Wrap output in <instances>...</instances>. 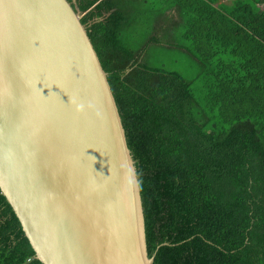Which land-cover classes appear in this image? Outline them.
Returning a JSON list of instances; mask_svg holds the SVG:
<instances>
[{
    "label": "trees",
    "instance_id": "1",
    "mask_svg": "<svg viewBox=\"0 0 264 264\" xmlns=\"http://www.w3.org/2000/svg\"><path fill=\"white\" fill-rule=\"evenodd\" d=\"M73 6L134 157L149 258L264 264V0ZM170 49L191 57L195 80L158 65ZM0 264H42L1 190Z\"/></svg>",
    "mask_w": 264,
    "mask_h": 264
},
{
    "label": "water",
    "instance_id": "2",
    "mask_svg": "<svg viewBox=\"0 0 264 264\" xmlns=\"http://www.w3.org/2000/svg\"><path fill=\"white\" fill-rule=\"evenodd\" d=\"M0 190L42 264H154L108 73L69 0H0Z\"/></svg>",
    "mask_w": 264,
    "mask_h": 264
},
{
    "label": "rangeland",
    "instance_id": "3",
    "mask_svg": "<svg viewBox=\"0 0 264 264\" xmlns=\"http://www.w3.org/2000/svg\"><path fill=\"white\" fill-rule=\"evenodd\" d=\"M73 4H76L77 0H72ZM236 0H223V3L226 5H232ZM171 58L155 59L158 65H164L169 71L177 70L182 75L192 82L195 80L196 68L193 65L191 57L185 54L184 52L180 53L176 50H171ZM154 64V59L151 61Z\"/></svg>",
    "mask_w": 264,
    "mask_h": 264
}]
</instances>
